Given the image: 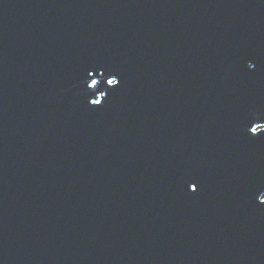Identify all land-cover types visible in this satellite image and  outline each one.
<instances>
[{
    "label": "water",
    "instance_id": "water-1",
    "mask_svg": "<svg viewBox=\"0 0 264 264\" xmlns=\"http://www.w3.org/2000/svg\"><path fill=\"white\" fill-rule=\"evenodd\" d=\"M0 264H264V0H0Z\"/></svg>",
    "mask_w": 264,
    "mask_h": 264
},
{
    "label": "snow or ice",
    "instance_id": "snow-or-ice-1",
    "mask_svg": "<svg viewBox=\"0 0 264 264\" xmlns=\"http://www.w3.org/2000/svg\"><path fill=\"white\" fill-rule=\"evenodd\" d=\"M110 83L113 85H116L119 83V81L117 79H113L112 81H110ZM93 103L98 104V103H100V101H93ZM252 131L256 132L257 129H252ZM190 186H191L192 190H196L198 188V184L195 181H193Z\"/></svg>",
    "mask_w": 264,
    "mask_h": 264
}]
</instances>
